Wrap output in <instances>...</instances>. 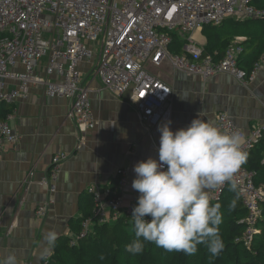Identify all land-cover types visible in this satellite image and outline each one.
Returning a JSON list of instances; mask_svg holds the SVG:
<instances>
[{
    "label": "built area",
    "instance_id": "obj_1",
    "mask_svg": "<svg viewBox=\"0 0 264 264\" xmlns=\"http://www.w3.org/2000/svg\"><path fill=\"white\" fill-rule=\"evenodd\" d=\"M263 17L264 8L254 0H0V101L11 103L25 98L32 85H42L48 97L66 98L79 146L85 132L96 123L91 87L83 79L87 74L114 96L129 91L139 120L151 129L170 112L171 88L149 67L168 60L173 69L203 79L228 73L245 83L260 62H255L250 72L238 65L244 50L242 37L234 38L218 57L216 52L205 53L195 46L193 33L205 25H221L227 18ZM173 32L187 42L184 53L169 52ZM215 119L222 131L244 135L242 150L246 153L262 138L264 125L246 134L225 112H218ZM19 140V134L6 121H0V141L14 146ZM67 156L65 152L52 156L47 171L50 178L55 177ZM116 179V186L106 187L103 194L89 188L94 199L92 214L81 220L79 233L70 236V244L88 235L96 223L122 216L131 222L135 205L124 206L121 195L127 183L125 168L116 169ZM234 179L246 211L244 230L237 240L251 249L260 233L264 185L257 184L255 172L244 166ZM227 184L208 192L211 202L220 199ZM36 212L45 214L46 206L39 205ZM49 259L50 253L44 255L41 264H48Z\"/></svg>",
    "mask_w": 264,
    "mask_h": 264
},
{
    "label": "crops",
    "instance_id": "obj_2",
    "mask_svg": "<svg viewBox=\"0 0 264 264\" xmlns=\"http://www.w3.org/2000/svg\"><path fill=\"white\" fill-rule=\"evenodd\" d=\"M235 20L243 19L227 18L222 25ZM205 26L193 33L194 45L204 50L209 42ZM172 36L169 52H183L187 42L176 32ZM236 37L243 38V45L246 37L239 34L233 39ZM215 52L218 54L216 49L211 53ZM256 62H260L259 68L245 83L228 73L203 79L173 69L168 60L158 67L150 66V71L171 88L170 112L151 129L139 120L129 91L114 96L84 74L91 87L96 123L85 132L79 146L66 98L48 97L42 85H32L25 98L1 103L0 121H6L20 140L14 146L0 141V259L15 254L18 264H41L48 247L45 234L54 230L57 239L75 235L78 220L85 215L87 191L93 188L103 194L106 187H112L119 167L127 171V183L121 190L123 205L136 206L139 193L132 188L133 168L149 157L158 159V125L170 120L171 129L176 131L199 116L216 125L218 112L227 113L246 134L264 125V57ZM58 152L68 156L50 178L47 171ZM254 155L263 167L257 181L264 185V140ZM225 195L229 196V191ZM39 205L46 206L45 214H37Z\"/></svg>",
    "mask_w": 264,
    "mask_h": 264
},
{
    "label": "clouds",
    "instance_id": "obj_3",
    "mask_svg": "<svg viewBox=\"0 0 264 264\" xmlns=\"http://www.w3.org/2000/svg\"><path fill=\"white\" fill-rule=\"evenodd\" d=\"M170 125V120L158 125V159L149 157L134 165L132 188L139 193L131 214L135 239L125 251L142 253L147 242L194 255L203 244L217 256L224 248L219 233L223 214L219 203H211L208 191L227 182L238 199L234 177L247 161L242 150L245 137L240 131H222L200 116L176 131ZM235 207L233 199L229 208ZM44 239L47 254L57 233L49 231ZM0 264H18L17 257L9 254Z\"/></svg>",
    "mask_w": 264,
    "mask_h": 264
},
{
    "label": "trees",
    "instance_id": "obj_4",
    "mask_svg": "<svg viewBox=\"0 0 264 264\" xmlns=\"http://www.w3.org/2000/svg\"><path fill=\"white\" fill-rule=\"evenodd\" d=\"M254 3L264 8V0H254ZM250 28H242L238 21L226 23L224 25H206L209 32L208 46L205 53H211L215 49L218 57H221L227 45L232 41L234 35H243L245 48L240 55L238 65L250 72L253 64L261 57H264V17L260 19H250ZM233 25V27H230ZM184 52V50H183ZM176 52V53H183ZM4 103L0 101V104ZM7 109V108H6ZM264 137L247 153V161L242 166L255 172L257 176L262 173L259 156L254 155ZM117 179L111 184L114 188ZM229 191V196L226 192ZM86 206L83 217L78 220V227L75 229L79 233L81 220L90 216L94 207L93 195L87 191ZM236 199L235 209L230 210L229 205ZM213 205L219 203L223 214L222 223L219 225V233L224 243L223 250L217 256H213L203 244L198 245V251L194 255L184 252L166 251L160 252L154 247V243L145 242L144 250L139 254H131L125 251V246L134 239L133 225L131 231L126 226L130 224L127 217H119L115 221L104 224H94L91 232L78 237L74 244L69 243L70 236H61L55 241L48 264H264V206L263 217L258 223L261 233L257 234L251 249L245 248L239 237L244 230L243 218L246 214L245 207L240 197L237 199V192L229 190V184L219 200L211 202ZM244 256V257H242Z\"/></svg>",
    "mask_w": 264,
    "mask_h": 264
},
{
    "label": "rangeland",
    "instance_id": "obj_5",
    "mask_svg": "<svg viewBox=\"0 0 264 264\" xmlns=\"http://www.w3.org/2000/svg\"><path fill=\"white\" fill-rule=\"evenodd\" d=\"M250 19L251 18H245V19H243V20H241V21H238L240 24L239 25H241L242 26V28H250V26H251V22H249L250 21ZM230 27H233V25H230ZM250 29H252V28H250ZM233 40V39H232ZM245 44V43H244ZM244 46V45H243ZM150 69V68H149ZM124 187V186H123ZM122 187V188H123ZM122 190V189H121ZM96 191V190H95ZM131 205V204H130ZM127 206H129V205H127ZM127 227V229L129 230V231H131V229H132V223L130 222V224H128V226H126ZM260 233H261V230H260ZM253 244H254V242H253ZM154 247L156 248V249H159V251L160 252H164V250L165 249H163V248H161V247H157L155 244H154ZM242 257H244V256H242Z\"/></svg>",
    "mask_w": 264,
    "mask_h": 264
}]
</instances>
